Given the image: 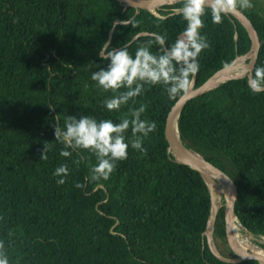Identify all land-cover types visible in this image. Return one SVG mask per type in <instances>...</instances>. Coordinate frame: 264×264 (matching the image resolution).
<instances>
[{"label":"trees","instance_id":"trees-1","mask_svg":"<svg viewBox=\"0 0 264 264\" xmlns=\"http://www.w3.org/2000/svg\"><path fill=\"white\" fill-rule=\"evenodd\" d=\"M182 4L155 15L136 14L118 0H0V243L9 264H234L215 256L204 236L212 207L207 183L168 151L165 120L183 94L170 99L163 86L145 84L142 94L109 112L103 101L124 89L104 91L90 79L106 67L97 52L116 20L122 24L110 47L147 32L128 51L148 46L156 52L154 34L166 36L168 46L182 32L185 21L173 14ZM250 4L242 11L264 39V5ZM202 20L208 47L197 57L196 87L251 48L234 17L212 23L206 9ZM246 78L189 101L178 129L187 148L233 178L239 222L264 236V92H250ZM140 105V118L154 129L142 139L144 151L129 147L107 180L90 178L96 161L87 150L59 155L54 123L63 127L68 115L118 123ZM44 143L49 149L40 159ZM60 164L69 174L58 185L52 173ZM215 228L226 241L225 206Z\"/></svg>","mask_w":264,"mask_h":264},{"label":"clouds","instance_id":"clouds-1","mask_svg":"<svg viewBox=\"0 0 264 264\" xmlns=\"http://www.w3.org/2000/svg\"><path fill=\"white\" fill-rule=\"evenodd\" d=\"M250 6V0H183L179 14L185 21L184 28L167 47H164L166 36L160 34L153 35L154 43L159 46L156 52L151 51L148 46H140L132 54L128 47L117 49L110 47L107 41L102 43L97 56L101 62H106V67L100 66L99 70L93 71L90 79L104 91L117 92L124 89L106 98L103 108L109 112L118 111L130 99L142 94L145 84L163 86L170 99L186 93L191 78L199 71L197 57L208 47L201 32L205 10H210L212 23H219L222 15ZM175 12L173 9V14ZM240 72L246 75V85L250 92H264V66L253 68L245 65ZM144 111V105L130 108L131 119L123 118L118 123L110 119L97 120L88 115L66 116L63 127L60 123L53 124L54 140L63 145L59 155L70 157L73 149L87 150L94 155L96 161L89 168L90 178L107 180L116 162L127 158L129 147L144 151L142 139L154 129L153 123L140 118ZM129 129L131 136L126 138L125 133ZM48 149L49 145L44 143L40 159L46 158ZM68 174L66 164H60L52 173L53 177H58L55 181L58 185L65 183ZM75 187L79 188L81 185L77 183ZM0 264H9L2 243Z\"/></svg>","mask_w":264,"mask_h":264},{"label":"water","instance_id":"water-1","mask_svg":"<svg viewBox=\"0 0 264 264\" xmlns=\"http://www.w3.org/2000/svg\"><path fill=\"white\" fill-rule=\"evenodd\" d=\"M118 1L121 2L122 6L125 9L128 7L135 8L136 14L139 12L140 9H146L154 13L155 15H158V10L164 9L166 6L177 3L181 0H118ZM175 10H176L175 13L179 12V9H175ZM228 15L238 20L247 30L248 35L251 39L250 50L245 54L237 55L230 64L214 72L203 84H201L198 87L195 86L197 73L195 74V76L191 81L188 91L179 98V100L174 104V106L167 115L164 126L165 137L168 143V151L173 156L174 161L176 163L188 166L191 169L199 172L209 187L211 200H212V207H211V215L208 219L207 228L204 232V236L206 237V241L210 250L220 260L228 263L264 264V256L261 255L249 256L246 254H241L235 248L234 228L237 223H240L236 213V204L238 197V186L236 182L226 172H224L223 170H221L211 162L207 161L200 154L187 148L184 145L183 141L181 140L178 129V120L180 114L189 101L211 90H214L225 83L245 78L246 75H243L240 72V69L243 66L249 65L250 67L253 68L256 66L260 54V50L264 45V39L260 38L252 21L242 10L238 9L236 11L230 12ZM120 24H122V22L120 20H116L115 27L111 28L109 33V38L107 41L109 45L111 43L116 26ZM147 34L149 33L147 32L138 33L136 36L133 37V39L130 42L125 44L123 47H128L137 39H139L141 36ZM235 39H237L236 34H235ZM164 47H167L166 44L164 45ZM216 191H219L221 192V194H224V198L226 200L225 233H226L227 249L229 252L228 257H224V255H221L219 252H217L214 245L213 233L215 229L217 214L221 208V206H217L215 204ZM250 234L251 236L255 237L257 240H259L258 238L260 236L254 235L251 232ZM259 242L264 244V240L262 239L259 240Z\"/></svg>","mask_w":264,"mask_h":264},{"label":"rangeland","instance_id":"rangeland-1","mask_svg":"<svg viewBox=\"0 0 264 264\" xmlns=\"http://www.w3.org/2000/svg\"><path fill=\"white\" fill-rule=\"evenodd\" d=\"M255 0H250V3L253 2ZM259 4L264 5V0H256ZM222 203H221V207H224L226 204V200L224 198V194H222ZM216 224V223H215ZM238 225V224H237ZM239 225L243 228L242 230L238 231L239 233H236L237 235V239L238 241H240V243H245L247 242L248 244H250L251 246L254 247H260V244H262L261 242H259V240H264V237L260 236L259 240H257L255 237L251 236L250 232H248L249 230L242 226L241 223H239ZM248 230V231H247ZM252 233V232H251ZM254 234V233H253ZM255 235V234H254ZM213 237H214V245H215V249L217 250V252H219L221 255H224V257H228L229 256V252L227 249V244L226 241L222 240L221 238L218 237V235L216 234V228L214 229V233H213ZM256 240V241H255ZM250 250V249H249Z\"/></svg>","mask_w":264,"mask_h":264},{"label":"bare ground","instance_id":"bare-ground-1","mask_svg":"<svg viewBox=\"0 0 264 264\" xmlns=\"http://www.w3.org/2000/svg\"><path fill=\"white\" fill-rule=\"evenodd\" d=\"M222 194H219V191H216L215 193V204L217 206H220V204L222 203ZM239 220V219H238ZM238 226H236L234 228V233H235V237L237 238V235L236 233H239L238 231L242 230L243 228L239 225V223H237ZM235 238V241H234V245H235V248L238 250L239 253L241 254H246V255H249V256H264V250L260 247H254V246H251L250 244H248L247 242L243 243L244 245H246V249L244 247H242L236 240ZM259 239V238H258ZM256 241V240H255ZM250 249V250H249ZM249 251V252H248Z\"/></svg>","mask_w":264,"mask_h":264}]
</instances>
